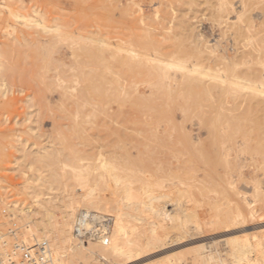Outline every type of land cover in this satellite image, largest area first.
I'll list each match as a JSON object with an SVG mask.
<instances>
[{"label": "rangeland", "instance_id": "374dc122", "mask_svg": "<svg viewBox=\"0 0 264 264\" xmlns=\"http://www.w3.org/2000/svg\"><path fill=\"white\" fill-rule=\"evenodd\" d=\"M217 1L14 2L12 9L25 22L0 8V199L5 205L13 200L35 205L26 192L27 178L51 170L65 180L60 191L74 190L77 173L90 180L102 175L101 193L120 198L121 190L108 186L115 174L129 177L136 199L146 202L151 189L161 192L159 208L183 218L188 209L197 224L195 235L179 240L171 229L172 243L144 253L134 264L165 260L175 250L183 253V264H195L190 252L186 255L191 245L211 244L222 254L218 239L240 234V227L248 241L261 238L264 94H251L243 80L239 88L213 80L211 48L230 60L240 50L245 60L263 53L264 0H246L250 10L240 23L250 19L253 26L243 36L236 30L241 0H229L221 14L214 11ZM239 61L244 71L247 63ZM42 151H48L46 158ZM37 191L42 196L45 188ZM236 200L251 213L245 222L226 217L237 214ZM81 206L72 203L74 216ZM21 220H11L9 227L22 229ZM193 224L189 221L184 231ZM23 232L33 242L32 232ZM8 236L11 246L22 237ZM223 259L214 263L231 260L228 255Z\"/></svg>", "mask_w": 264, "mask_h": 264}, {"label": "bare ground", "instance_id": "6f19581e", "mask_svg": "<svg viewBox=\"0 0 264 264\" xmlns=\"http://www.w3.org/2000/svg\"><path fill=\"white\" fill-rule=\"evenodd\" d=\"M17 1L20 0H1L0 8L2 9L4 8L5 11L7 10V13H9L8 15H10L11 17L15 19L16 18L21 19L22 22H25L26 18L23 21L24 16H21V14L20 15L17 14L12 9L13 3ZM227 4H229V0H218L217 3L215 4L216 9H214V11L217 14H221L222 10L225 8ZM239 5H240V10H239L240 13H238V16L236 17L238 19V21H236L237 23L236 30L238 35L239 33L242 34L244 30L250 31V28L253 26L252 21L250 19L246 21L247 22L246 25H241L240 23L241 18L247 17L243 15L245 13H248L251 5H249L246 0H241ZM262 22L264 21L262 20ZM37 23L40 24V22ZM262 25L263 24L261 23V26ZM44 30H46V28ZM246 39L252 40L251 37L247 38V36ZM215 50L217 51V49ZM215 50L211 48V61H213L212 63L214 65L211 66V78L213 80H218L220 83L224 84L225 86L226 84L228 86L233 83L237 88L239 87L236 86V84H240L245 81L244 83H242V85L244 86V88L248 89L249 92L251 91L250 92L251 94L253 93H255V95L264 94V61L261 60V56L264 52L263 53L261 52L262 53L261 54L260 51H258V53L254 56L255 57L254 59L252 60L246 59L247 61L250 62L249 64L248 62H245L246 61L245 58L243 59L245 52L242 50L236 52V55H234V58L236 57V59H232L233 58L232 57L231 58L232 60L228 59L225 55L224 56H222V54L219 55ZM241 59L244 60L243 64L247 63L246 64L247 66L245 65L246 69L244 71L238 68L239 65L242 63L239 61ZM259 64L260 65L262 64L263 66L262 67L257 66ZM237 70L240 71V75L242 76L238 75L239 72ZM191 71L194 72L198 71L199 73H204V71L202 70L199 71L197 68H193L191 69ZM243 74L245 75L244 77ZM231 86L232 88L234 87V85ZM241 90L246 91L245 89H241ZM47 154L48 151H42L41 153V155L45 158ZM223 157L227 158V154L224 153ZM102 165H107V164H105L104 162V164L102 163ZM19 166H20V161L16 159L15 167L18 168ZM107 175L108 174H106V176ZM89 176H92V174ZM101 176L102 175H96L94 177H91L92 179L90 180L88 177H85V179H83L81 174L77 173L74 175V181H73L75 182L73 183V185L75 184L74 190L72 188L71 191L64 192V191H60L59 187L62 184L65 185V180L61 178V175L55 173L53 170L49 171L48 173H45L44 175L30 174L27 178L28 190L26 192L29 196H31L32 201L35 205L27 204L21 206L20 204H17L16 200L11 201V204L5 205L4 200L0 199L2 204H4V209H2L3 213H0V253L6 254L10 249L13 250L14 247L20 246L22 243H27V244L31 243L28 240L31 239L28 233H26L28 237L26 236L23 237V235L25 234V232L23 231L25 229L29 233L32 232L31 235L33 236L32 237L33 241L44 240L49 244L52 254V259L56 264H131V263L134 264L133 263L134 261L141 259V257L145 256L144 253L157 248H159L158 249L159 251L161 246L167 243L169 244L171 238L175 237L174 236L175 234H176L175 238L176 239L178 238V240L179 238L184 237L185 234L186 236L188 235L192 236L196 234L195 232H193V230L197 229V224L196 221L194 220L195 218L192 220L190 217L193 215L186 214L188 213V209L187 212L184 214L185 218H183V215L181 214L182 215L181 216L180 212L172 216V214L170 215L169 212L166 211L167 208L165 210L157 206L159 200L162 199L161 197H164L162 194H160L161 192L155 193L154 190L151 189V191L147 195V199H146L147 201L144 202L145 200L142 201L136 199V196H134L131 193L130 187L128 186L129 183L128 176H126L128 178L126 177L123 178L124 176L118 177V175L116 176L115 174H110L111 177H110V181L108 182V186L113 185L116 187V191L121 190L120 192H122V196L120 198L118 197L109 198L106 197L104 194H102L100 191V188L103 189V187L99 188V186H101L100 185L102 179ZM107 179L109 180V178ZM83 184L86 185L85 191L81 189V186ZM58 185L60 186L58 187ZM76 186L78 189L80 188L83 192L80 189L79 190L81 192L77 190ZM42 187L45 188V192L43 191L42 196H40V192L37 190H40ZM120 192L118 191V193ZM73 202H79V203L81 202L83 208L81 206L80 209H85L87 211H97V212L101 211L103 213L113 212L112 216L114 221L109 234V241L106 244L97 241H88L87 243H80L77 241V239L72 233V226L74 222V217H73L74 212L72 209ZM235 203H236L235 211L237 214L235 215L234 213H227L226 217L231 221H233L235 218H241L244 221V219H247L251 215V213L244 202L241 203V202H237L236 200ZM140 206L145 207L144 210L147 211V215H148L146 218L141 216L142 210L140 209ZM164 206L166 205L163 204V207ZM182 210L183 209L181 208V212ZM237 215L238 217H236ZM167 217L168 220L171 221L170 223L168 221L166 222ZM13 219H19V220L22 219L21 221H23V223L21 226H23V228L20 229V226L15 228H10L9 224H11L10 222L11 220L13 221ZM185 219L187 220V223ZM133 221H140V222L133 223ZM143 221L144 223L142 224ZM189 221L195 224L191 225L192 227L190 229V232L184 231L185 230L184 228L188 226L187 224ZM171 229H173V231L176 230L175 234L172 235V237L169 236ZM240 229L241 230H238L240 234L239 233L233 234L234 233L233 232L232 235L229 234L230 236H226V238L218 239L219 242H221L224 245V248H222V252H223L222 254H220L221 252L218 253L219 252V251L217 252L218 249L216 250L214 247L211 246V244H207V243L199 244V242L198 243L196 242L197 240L195 242L198 245L197 244L194 246L191 245V248L189 247L192 253L189 250L186 251L187 254L186 253L185 254L188 255L190 252L191 254L190 257L188 256L187 257L189 258L190 262L192 261L191 263H195V264L198 263L215 264L214 263L215 260L217 259L222 260L225 256L227 257V255L230 256L231 258V260L229 259V264L230 263L231 264H264V248L262 247V245L264 246V226L260 225V227L258 228L260 229L259 233H261V238H258L254 242L248 241L247 240L248 236L247 234H245L244 229H242L241 227ZM187 230H189V228ZM17 233L22 237L20 239L16 238V241L18 242V243L16 242L17 244L15 243V245L12 246L9 245L8 235L10 234L16 236ZM251 234H253L252 231ZM176 239L173 242H176L177 241ZM182 249L185 250V248ZM182 252L184 251L182 250ZM173 253L172 256L167 255L168 257L165 260H162L160 258L162 261L156 262L157 261L156 259V261H154L156 263L153 264H183V262L185 263V259L183 258V253L177 254V252H175L174 255ZM250 255H252L251 256L252 258L249 257ZM152 261L153 260H151L150 262ZM165 261L167 262L165 263ZM223 261L226 262L225 259H223ZM146 262L150 263L148 261ZM186 263L189 264V261ZM144 264L146 263L144 262Z\"/></svg>", "mask_w": 264, "mask_h": 264}, {"label": "built area", "instance_id": "2783aa9c", "mask_svg": "<svg viewBox=\"0 0 264 264\" xmlns=\"http://www.w3.org/2000/svg\"><path fill=\"white\" fill-rule=\"evenodd\" d=\"M113 216L109 213L78 209L72 226V233L80 243L97 241L106 244L113 225ZM0 264H56L52 259L49 244L44 240L22 243L0 253Z\"/></svg>", "mask_w": 264, "mask_h": 264}]
</instances>
